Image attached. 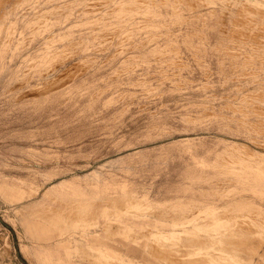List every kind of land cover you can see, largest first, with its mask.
Instances as JSON below:
<instances>
[{"label":"rangeland","instance_id":"1","mask_svg":"<svg viewBox=\"0 0 264 264\" xmlns=\"http://www.w3.org/2000/svg\"><path fill=\"white\" fill-rule=\"evenodd\" d=\"M31 227L70 264H264V0H0V264H44Z\"/></svg>","mask_w":264,"mask_h":264},{"label":"crops","instance_id":"2","mask_svg":"<svg viewBox=\"0 0 264 264\" xmlns=\"http://www.w3.org/2000/svg\"><path fill=\"white\" fill-rule=\"evenodd\" d=\"M42 231L37 229V227H31L29 229V236H35L34 247H33V254L37 256L44 264H70L69 259L67 256H64L65 253L61 251L63 245H51L46 244L45 241H41V237L46 234L48 231ZM100 236V235H99ZM42 242V244L40 243ZM124 245V244H123ZM126 252L134 253L132 250H127ZM73 264V263H72Z\"/></svg>","mask_w":264,"mask_h":264}]
</instances>
